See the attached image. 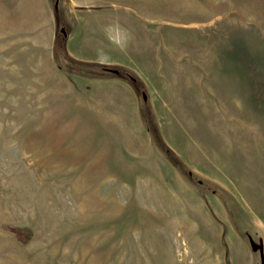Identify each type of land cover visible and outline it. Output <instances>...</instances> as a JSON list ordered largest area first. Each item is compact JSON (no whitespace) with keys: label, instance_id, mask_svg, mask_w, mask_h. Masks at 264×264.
Segmentation results:
<instances>
[{"label":"rangeland","instance_id":"obj_1","mask_svg":"<svg viewBox=\"0 0 264 264\" xmlns=\"http://www.w3.org/2000/svg\"><path fill=\"white\" fill-rule=\"evenodd\" d=\"M264 0H0V264H260Z\"/></svg>","mask_w":264,"mask_h":264},{"label":"water","instance_id":"obj_2","mask_svg":"<svg viewBox=\"0 0 264 264\" xmlns=\"http://www.w3.org/2000/svg\"><path fill=\"white\" fill-rule=\"evenodd\" d=\"M252 248H253L254 250H256V249L259 248V250H260V251H259V252H260V257H261L260 264H264V258H263V253H262V251H261V247L255 245V244H253V245H252Z\"/></svg>","mask_w":264,"mask_h":264}]
</instances>
